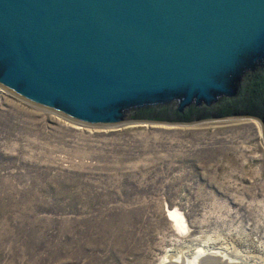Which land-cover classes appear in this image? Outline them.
<instances>
[{"label":"rangeland","instance_id":"374dc122","mask_svg":"<svg viewBox=\"0 0 264 264\" xmlns=\"http://www.w3.org/2000/svg\"><path fill=\"white\" fill-rule=\"evenodd\" d=\"M262 135L250 117L80 124L0 86V264H264Z\"/></svg>","mask_w":264,"mask_h":264},{"label":"water","instance_id":"95a60500","mask_svg":"<svg viewBox=\"0 0 264 264\" xmlns=\"http://www.w3.org/2000/svg\"><path fill=\"white\" fill-rule=\"evenodd\" d=\"M0 86L80 124L250 117L264 136V0H0Z\"/></svg>","mask_w":264,"mask_h":264},{"label":"bare ground","instance_id":"6f19581e","mask_svg":"<svg viewBox=\"0 0 264 264\" xmlns=\"http://www.w3.org/2000/svg\"><path fill=\"white\" fill-rule=\"evenodd\" d=\"M171 218V220H173V218L175 219L174 221H175V223L178 225V227H180V228H184L185 226H184V222H185V220H184V216H182V214L181 213H179V212H174V213H172V215L170 216ZM198 252L196 253V255L192 258V259H189L188 260V264H196L197 262H198V260H199V257L201 256V255H204V253L206 254V252H205V249L204 248H200V249H198L197 250ZM208 253V252H207ZM227 256V255H226ZM222 257H224V256H222ZM168 259H169V255H166L164 258H163V261H162V264L163 263H165V261H168ZM181 259V254H177L176 256H175V258H174V260H177L178 262H179V260ZM230 260V262H231V260L232 261H236V259L234 260V259H229Z\"/></svg>","mask_w":264,"mask_h":264}]
</instances>
